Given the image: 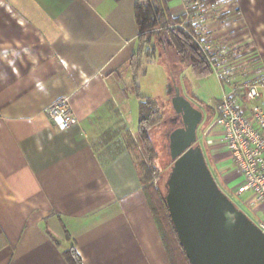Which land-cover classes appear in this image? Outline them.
<instances>
[{"label":"crops","instance_id":"1","mask_svg":"<svg viewBox=\"0 0 264 264\" xmlns=\"http://www.w3.org/2000/svg\"><path fill=\"white\" fill-rule=\"evenodd\" d=\"M134 2L0 0V264H68L69 249L81 264H170L132 154L135 87L158 102L170 82L154 78L145 94L148 68L161 63L129 67ZM165 2L196 27L195 0ZM202 9L222 27L217 38L257 56L247 75L264 81V0ZM60 99L77 121L65 131L47 114ZM211 155L232 176L220 169L227 155Z\"/></svg>","mask_w":264,"mask_h":264},{"label":"water","instance_id":"2","mask_svg":"<svg viewBox=\"0 0 264 264\" xmlns=\"http://www.w3.org/2000/svg\"><path fill=\"white\" fill-rule=\"evenodd\" d=\"M170 105L182 127L168 136L165 203L189 264H264V233L218 187L197 145L203 113L177 88Z\"/></svg>","mask_w":264,"mask_h":264},{"label":"trees","instance_id":"3","mask_svg":"<svg viewBox=\"0 0 264 264\" xmlns=\"http://www.w3.org/2000/svg\"><path fill=\"white\" fill-rule=\"evenodd\" d=\"M216 2L217 0H198L196 9ZM134 18L138 29V49L129 63L132 70L144 69V66L158 61L165 66L172 81L174 75L179 74L176 71L183 67L190 68L200 78L214 73L196 27L185 16L172 17L165 0H135ZM134 93L139 100L137 143L148 161L137 163L142 188L170 264H189L169 217L165 195L153 183L158 173L154 166L156 153L149 132L163 121V113L158 102L143 97L137 87ZM205 107L208 109L206 121L209 123L213 119L214 110L213 107ZM64 257L68 264H81L80 257L73 249L64 252Z\"/></svg>","mask_w":264,"mask_h":264},{"label":"built area","instance_id":"4","mask_svg":"<svg viewBox=\"0 0 264 264\" xmlns=\"http://www.w3.org/2000/svg\"><path fill=\"white\" fill-rule=\"evenodd\" d=\"M195 3L198 5V0ZM203 50L221 85L229 87V92L213 107V119L201 131L204 147L212 154L223 152L227 155L232 178L240 179L232 189L233 196L247 195L246 206L252 207L254 213L260 207L264 215V106L261 102L264 81L259 74L244 82L233 81V77L241 72L247 75L257 56L241 54L234 47L222 51L219 56L221 62L217 64L214 60L217 56L210 53L208 47H203ZM47 114L59 131L77 123L67 99L53 103ZM255 225L264 233V221L259 220Z\"/></svg>","mask_w":264,"mask_h":264},{"label":"rangeland","instance_id":"5","mask_svg":"<svg viewBox=\"0 0 264 264\" xmlns=\"http://www.w3.org/2000/svg\"><path fill=\"white\" fill-rule=\"evenodd\" d=\"M212 11L213 10H203L202 7H200V10L198 11L199 18L197 19V22L195 24L198 31H201V33L203 32V30L205 31V33H203L204 37H209L204 39L202 46L208 47L210 53L217 56V58L214 60L217 64H219L221 62V58H219V56L221 55L222 51L232 50L234 49V47L231 46L228 41H224L222 38H217L220 37L223 31H221L222 27L219 28L217 26V23L214 20H211L210 14L212 13ZM216 13H218L217 10L214 14ZM238 49L240 50V48ZM240 52L241 54H243L241 50ZM157 65L158 66H155L154 68H148L149 72L147 73V80H145V83L143 82L144 86L141 91L146 94L148 90V92L152 94V92H154V78H156V80L160 78L162 80H165L167 78L170 82L168 83V89L166 88V92L168 93L167 99H164L163 101H158L161 111L163 113V121L155 125L149 132L156 153L154 166L158 173L156 178L153 180V183L166 196L167 180L171 174L173 166V162L169 157L168 136L175 129L182 127L181 121L173 123V120L176 118V115L170 105V99L174 95V88H177L180 91V94L191 102L193 107L203 113V120L197 130V142L199 144L197 145L200 146L203 151L205 161L208 165L209 170L212 173L216 184L222 190V192L234 203L237 209L244 212L254 223L258 222L259 220L264 221V215L261 213L260 207H257L259 211L254 213L252 207L246 206L245 201L247 195H244L240 198H235L233 196L232 189H234L240 183V179L232 178V176H230V179V177L228 178V176L226 175L227 178L225 180V183V181L219 175V170L215 164L217 160L213 159L210 150L204 147V139L201 136V131L203 127L207 124L206 119L208 109L207 107H205V105L208 107H214L217 101L220 100L225 93L229 92V87H223L214 73L207 77L200 78L197 77L191 71V69L187 67H183L181 69L179 68L176 71V73L179 72V74L174 75V80L172 81L170 80L165 66L163 64ZM248 76L249 75L244 76V74H242L241 72L240 74H237L233 77V81L235 83H239L252 79ZM132 154L136 159L137 163H141L142 161L148 162L145 153L140 149L138 143L132 145ZM224 168H231V162L227 157L224 158L222 163L220 164V169L222 170Z\"/></svg>","mask_w":264,"mask_h":264},{"label":"flooded vegetation","instance_id":"6","mask_svg":"<svg viewBox=\"0 0 264 264\" xmlns=\"http://www.w3.org/2000/svg\"><path fill=\"white\" fill-rule=\"evenodd\" d=\"M178 121H181V120H180V117L176 115V118L173 120V123H177ZM181 126H182V123H181Z\"/></svg>","mask_w":264,"mask_h":264}]
</instances>
